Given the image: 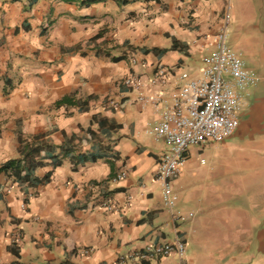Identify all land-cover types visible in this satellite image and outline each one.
Masks as SVG:
<instances>
[{"label": "crops", "instance_id": "crops-1", "mask_svg": "<svg viewBox=\"0 0 264 264\" xmlns=\"http://www.w3.org/2000/svg\"><path fill=\"white\" fill-rule=\"evenodd\" d=\"M81 1L0 0V164L18 157L19 136L59 145L94 115L117 126L101 139L110 145L104 159L76 170L67 157L55 168L45 160L36 171L52 172L44 185L0 175V264H115L122 256L125 264H264V0H238L242 27L230 41V0ZM224 26L227 47L257 82L242 93L231 137L188 148L169 210L155 174L169 148L152 131L171 93L200 78ZM172 39L183 49L171 50ZM152 49L166 51H144ZM159 69L165 81L153 83ZM71 94L96 100L87 111L55 106ZM240 147L250 154L235 153ZM176 240L185 244L180 258L129 257Z\"/></svg>", "mask_w": 264, "mask_h": 264}, {"label": "built area", "instance_id": "built-area-1", "mask_svg": "<svg viewBox=\"0 0 264 264\" xmlns=\"http://www.w3.org/2000/svg\"><path fill=\"white\" fill-rule=\"evenodd\" d=\"M215 50L202 59L203 69L200 78L188 80L178 91L170 95V105L161 113L159 122L153 128L157 140L165 142L168 151L163 154L156 167V178L162 182V202L172 210L176 196L173 182L183 173L188 148L203 146L207 143L219 144L231 137L239 126L238 110L243 91L255 85L257 77L244 68L239 57L226 45V27H222L215 37ZM167 71L159 69L152 79L153 83H164ZM182 79L187 74L181 75ZM124 84H136L133 77L124 80ZM146 97L139 96L144 101ZM156 95L153 100H159ZM116 107L115 103H111ZM126 177L125 172L113 180ZM108 210L113 205H103ZM185 244L179 240L173 243L154 244L133 256L131 260L147 262L156 257L176 253L183 255ZM126 257H119L115 264H125Z\"/></svg>", "mask_w": 264, "mask_h": 264}, {"label": "trees", "instance_id": "trees-1", "mask_svg": "<svg viewBox=\"0 0 264 264\" xmlns=\"http://www.w3.org/2000/svg\"><path fill=\"white\" fill-rule=\"evenodd\" d=\"M37 0H29V6L36 3ZM103 0H82L81 5L89 6ZM99 35L95 36L96 40ZM91 40V41H93ZM183 45L180 42L172 39L171 50H182ZM145 52L152 51L155 54H162L165 49L144 50ZM121 58H113L119 60ZM96 100L94 96H88L83 99H76L74 95H67L59 99L55 106H72L79 111H87L90 103ZM97 125V132L91 127ZM113 123H109L106 118L98 115L92 116L90 124L87 128H80V133H73L66 136L63 142L59 145H54L48 141L44 135L33 136L32 138L23 139L19 136L18 157L9 159L0 164V175L6 177L12 183L17 185H30L36 187L44 185L51 179L52 172H47L43 177H38L36 171L45 165V160H50L53 168L61 165L62 158L67 157L71 169L76 170L78 166H83L86 163L95 162L99 159L107 157V152L110 145L103 143L102 138L108 137V131L116 128ZM90 144L89 150L85 152H76L77 148L82 144ZM60 264H72L68 260H64Z\"/></svg>", "mask_w": 264, "mask_h": 264}, {"label": "rangeland", "instance_id": "rangeland-1", "mask_svg": "<svg viewBox=\"0 0 264 264\" xmlns=\"http://www.w3.org/2000/svg\"><path fill=\"white\" fill-rule=\"evenodd\" d=\"M251 3H255V2H251ZM240 4H241V2L238 1V0H230V12H235L236 20L235 21L230 20L229 27H230L231 31L228 32V35H229L228 36V41H230V39L233 36H238L235 31L236 30L238 31V29L240 30L241 27H242L241 21H240V19H241ZM256 137L258 138V136H256ZM234 151H235V153H239V154H250L248 152V149L247 148H244V147H240L238 149H235ZM257 152H259V151L257 150Z\"/></svg>", "mask_w": 264, "mask_h": 264}]
</instances>
